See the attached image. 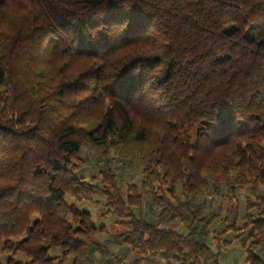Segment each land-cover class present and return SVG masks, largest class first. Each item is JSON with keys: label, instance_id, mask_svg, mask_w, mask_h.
<instances>
[{"label": "trees", "instance_id": "trees-1", "mask_svg": "<svg viewBox=\"0 0 264 264\" xmlns=\"http://www.w3.org/2000/svg\"><path fill=\"white\" fill-rule=\"evenodd\" d=\"M13 4L8 17L0 0L4 264H85L95 254L98 264H220L206 242L218 215L201 203L211 184L219 195V176L227 198L239 187L249 195L242 224L233 212L218 233L235 232L246 264H264V26L247 36L264 25V0ZM83 147L104 162L100 186L78 176ZM111 156L144 162L125 197ZM97 194L106 214L128 220L110 241L118 253L76 204ZM144 205L186 232L147 219ZM51 247L61 255L48 256Z\"/></svg>", "mask_w": 264, "mask_h": 264}, {"label": "rangeland", "instance_id": "rangeland-1", "mask_svg": "<svg viewBox=\"0 0 264 264\" xmlns=\"http://www.w3.org/2000/svg\"><path fill=\"white\" fill-rule=\"evenodd\" d=\"M7 1V13L8 17L14 15L16 12V7L13 4V0ZM264 25H253L247 31V36L254 37L256 39L260 38L258 30L263 28ZM80 157L84 160V167L79 171L78 176L85 177L89 181L90 177L94 176V179L99 186L101 185L100 173L98 172L100 167L104 164L101 158L97 157V154L92 147H83L80 151ZM107 164L109 168L113 170L117 177V183L119 185V192L121 197L126 196L127 186L134 184L138 186L142 178V168L144 162L139 158H131L122 160L116 156H111L108 159ZM217 185L219 195H212L211 193L214 190L213 184H211L208 195L201 200L203 213L211 217L212 215H218L210 220L209 226V235L206 238V242L213 252L219 253V262L220 264H246L245 262V253L235 237V232L227 231L224 233H218L224 228L226 222L224 219L226 217L231 218L232 213L235 212L238 215L237 225L242 224V215L244 214V205L245 198L249 195L248 188H237L233 196L229 199L225 196L226 194V185L224 177H217ZM105 188V187H104ZM107 189V188H106ZM69 202H73L72 198L67 197ZM144 203L146 200H144ZM79 208L87 210L96 224V226H103L107 233L98 234L97 238L100 242L106 244L109 251L118 253L121 249L119 245L111 243L110 241L114 240V235L118 234L126 229H128V220L121 219L115 215L106 214L108 206L106 204V198L103 194H97L94 197V202H78L76 203ZM145 207V208H144ZM143 210L145 209V216L147 219H151L154 223H158L161 227H169L177 230L178 232L185 233L186 229L177 221H160L155 213L148 211L147 207L144 205ZM135 213L138 212L137 209L133 208ZM16 240V239H15ZM106 241V243H105ZM0 243V249H1ZM47 255L50 257L61 255V250L59 247H51L47 252ZM10 256L7 252L0 250V264H4L7 258ZM14 258L17 260H26V257L23 253L17 252L14 255ZM134 258V254L131 251H127L125 256V261H129ZM71 259L69 258L67 263L70 264ZM101 262V257L97 254L91 256L90 260L85 264H98Z\"/></svg>", "mask_w": 264, "mask_h": 264}]
</instances>
